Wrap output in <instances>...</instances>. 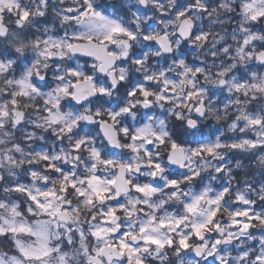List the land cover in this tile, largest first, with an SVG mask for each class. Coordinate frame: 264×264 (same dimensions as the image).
Returning <instances> with one entry per match:
<instances>
[{
    "label": "clouds",
    "instance_id": "clouds-1",
    "mask_svg": "<svg viewBox=\"0 0 264 264\" xmlns=\"http://www.w3.org/2000/svg\"><path fill=\"white\" fill-rule=\"evenodd\" d=\"M0 264H264V0H0Z\"/></svg>",
    "mask_w": 264,
    "mask_h": 264
},
{
    "label": "snow or ice",
    "instance_id": "snow-or-ice-1",
    "mask_svg": "<svg viewBox=\"0 0 264 264\" xmlns=\"http://www.w3.org/2000/svg\"><path fill=\"white\" fill-rule=\"evenodd\" d=\"M114 31L119 32V31H121V29L116 28V29H114ZM173 147L175 148L176 145H173ZM209 151H211V149H209ZM156 167L159 169V165H157ZM174 183H175V182H174ZM141 191H143V189H141ZM98 194L101 195V197L103 196L102 193H98ZM198 234H199V230H198ZM181 244H182L183 246L187 247V244H186L185 241H181ZM120 246H121V249H122V250L128 247L123 241H121V245H120Z\"/></svg>",
    "mask_w": 264,
    "mask_h": 264
}]
</instances>
